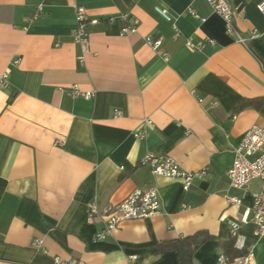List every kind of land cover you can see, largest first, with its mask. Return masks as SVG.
Here are the masks:
<instances>
[{"label": "crops", "instance_id": "0c3cea01", "mask_svg": "<svg viewBox=\"0 0 264 264\" xmlns=\"http://www.w3.org/2000/svg\"><path fill=\"white\" fill-rule=\"evenodd\" d=\"M260 1L228 0L241 8L240 42L208 0H0V264H181L160 246L200 233L194 264H218L235 241L230 221L248 264H264L251 219L260 182L239 189L228 177L245 132L264 124ZM76 5L90 20L87 51L74 38ZM135 19L138 31L122 35ZM148 152L208 173L186 190L142 164ZM151 187L158 214L97 237L107 212Z\"/></svg>", "mask_w": 264, "mask_h": 264}, {"label": "built area", "instance_id": "2783aa9c", "mask_svg": "<svg viewBox=\"0 0 264 264\" xmlns=\"http://www.w3.org/2000/svg\"><path fill=\"white\" fill-rule=\"evenodd\" d=\"M213 9L220 14L226 22L227 32L234 34L238 41L246 42L234 25V17L241 13L239 6H232L228 0H208ZM41 8V5L40 7ZM258 8L264 14V0L258 3ZM157 10L166 19L171 20L172 17L168 10L158 7ZM195 13L194 9H190ZM77 24L74 30L75 41L81 44L85 51L90 47V33L88 24L90 22L87 16V10L82 5H76ZM138 19L134 23L126 26L121 34L136 33L138 31ZM253 36L256 32H253ZM147 42L154 48L158 49L162 44L161 37L146 36ZM214 42V39H210ZM188 45L192 48L198 46L193 44L190 40ZM168 54H165L167 56ZM7 84V74L0 76V86ZM79 93V91H76ZM87 98L93 96L92 92L84 94ZM145 133L138 132L137 136L144 138ZM141 163L149 165L152 172L155 174L180 179L183 181L184 189H189L196 179H203L208 173V167H203L199 170H186L180 163L172 156L166 154H157L148 152ZM228 177L230 185L239 189H246L247 186L254 180L260 182V188L253 194L254 203L252 207V221L255 224V234L257 236H264V124H256L249 128L240 144L235 149V157L231 167L228 169ZM230 202H239L237 198H229ZM161 199L156 187H151L146 190L135 189L130 192L123 200L118 202L109 212L104 216L105 227L102 231L97 233V237L104 238L106 234L111 233L114 229L119 227L122 222L127 220L145 219L161 210ZM90 215L93 216L98 213V206L95 203L90 204ZM248 214L244 216L243 221L248 220ZM232 227V234L235 237V246L238 249H244V238L238 237V231L241 226L240 222L230 221ZM32 246L40 247L42 240L35 238L31 242ZM136 256H131L133 261ZM250 261V254L231 260L225 255L218 257V264H248ZM56 264H81L76 260H63L60 257L55 258Z\"/></svg>", "mask_w": 264, "mask_h": 264}, {"label": "trees", "instance_id": "16d2710c", "mask_svg": "<svg viewBox=\"0 0 264 264\" xmlns=\"http://www.w3.org/2000/svg\"><path fill=\"white\" fill-rule=\"evenodd\" d=\"M254 102V101H251ZM206 236L203 233L185 236L172 240L160 246L161 250H175L180 259L181 264H194V253L196 249L204 242ZM225 254L231 259L241 257L247 253L244 249H238L232 238L223 242Z\"/></svg>", "mask_w": 264, "mask_h": 264}]
</instances>
